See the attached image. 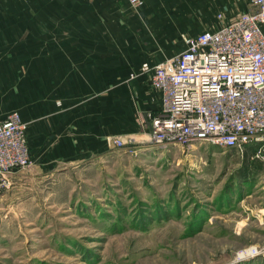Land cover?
<instances>
[{"label": "rangeland", "instance_id": "374dc122", "mask_svg": "<svg viewBox=\"0 0 264 264\" xmlns=\"http://www.w3.org/2000/svg\"><path fill=\"white\" fill-rule=\"evenodd\" d=\"M134 140L12 176L0 193V264H264L238 260L264 247V165L253 146Z\"/></svg>", "mask_w": 264, "mask_h": 264}, {"label": "crops", "instance_id": "0c3cea01", "mask_svg": "<svg viewBox=\"0 0 264 264\" xmlns=\"http://www.w3.org/2000/svg\"><path fill=\"white\" fill-rule=\"evenodd\" d=\"M247 2L0 0V120L25 124L38 174L97 157L108 138L133 143L161 108L152 68L183 48L180 35L214 30Z\"/></svg>", "mask_w": 264, "mask_h": 264}, {"label": "built area", "instance_id": "2783aa9c", "mask_svg": "<svg viewBox=\"0 0 264 264\" xmlns=\"http://www.w3.org/2000/svg\"><path fill=\"white\" fill-rule=\"evenodd\" d=\"M133 8L141 0H127ZM250 10L214 30L180 35L183 48L152 68L151 85L161 94V108L145 114L147 142L191 149L210 144L264 165V0H248ZM217 19L221 16L217 15ZM25 124L15 112L0 120V193L11 178L30 166ZM112 148L130 139L108 138ZM264 257V247L243 250L238 260Z\"/></svg>", "mask_w": 264, "mask_h": 264}, {"label": "trees", "instance_id": "16d2710c", "mask_svg": "<svg viewBox=\"0 0 264 264\" xmlns=\"http://www.w3.org/2000/svg\"><path fill=\"white\" fill-rule=\"evenodd\" d=\"M248 147V146H247ZM246 148V147H245Z\"/></svg>", "mask_w": 264, "mask_h": 264}]
</instances>
